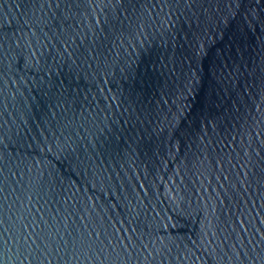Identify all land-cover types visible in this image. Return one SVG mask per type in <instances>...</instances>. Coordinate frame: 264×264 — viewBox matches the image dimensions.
<instances>
[{"label":"water","instance_id":"1","mask_svg":"<svg viewBox=\"0 0 264 264\" xmlns=\"http://www.w3.org/2000/svg\"><path fill=\"white\" fill-rule=\"evenodd\" d=\"M0 264H264V0H0Z\"/></svg>","mask_w":264,"mask_h":264}]
</instances>
